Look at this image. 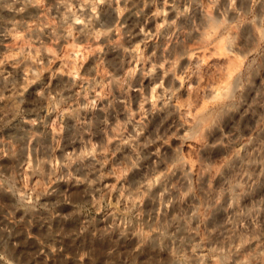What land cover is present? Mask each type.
I'll return each instance as SVG.
<instances>
[{
    "label": "clouds",
    "instance_id": "1",
    "mask_svg": "<svg viewBox=\"0 0 264 264\" xmlns=\"http://www.w3.org/2000/svg\"><path fill=\"white\" fill-rule=\"evenodd\" d=\"M0 264H264V0H0Z\"/></svg>",
    "mask_w": 264,
    "mask_h": 264
},
{
    "label": "rangeland",
    "instance_id": "2",
    "mask_svg": "<svg viewBox=\"0 0 264 264\" xmlns=\"http://www.w3.org/2000/svg\"><path fill=\"white\" fill-rule=\"evenodd\" d=\"M5 138H7V135H5ZM65 211H68V209H65ZM33 231H34V232H35V231H38V229H34ZM89 243H91V241H89ZM69 244H70V242H68V241H63L62 244H61L60 246H62V247H68Z\"/></svg>",
    "mask_w": 264,
    "mask_h": 264
}]
</instances>
